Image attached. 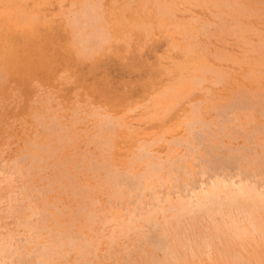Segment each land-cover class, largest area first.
Returning a JSON list of instances; mask_svg holds the SVG:
<instances>
[{"label":"rangeland","instance_id":"1","mask_svg":"<svg viewBox=\"0 0 264 264\" xmlns=\"http://www.w3.org/2000/svg\"><path fill=\"white\" fill-rule=\"evenodd\" d=\"M81 1L86 0H0V236L13 239L11 252L16 253V260L10 264L38 263V248L49 243L61 255H52V264H148V254L153 252V259H162L170 241L167 220L175 222L176 214L159 213L150 224L141 221L140 229L122 231L120 227L130 218L126 208L133 210L134 198L131 203L114 197L115 183L107 171L133 181L132 172L147 170L144 162L135 161L145 144L164 160L186 156L188 165H197L201 161H194L180 140L192 139L188 122L193 119L213 123L210 131L218 132L224 116L235 118L237 112L238 119L228 125L233 136L217 140L232 149L213 150L212 157L202 159L203 165L211 169L210 176L217 169L215 173L227 178L241 172L243 177L254 175L249 183L264 193V174L259 175L264 170V107L258 106L259 102L264 106V0H92L105 19L110 39L106 46L100 43L99 48L84 53L80 39L75 38L80 35L78 27L71 23L73 12L84 5ZM86 31L81 39L88 35ZM244 97L247 104L257 105L251 110L230 109ZM103 115L122 125L102 131ZM237 127L238 133L231 131ZM196 129L202 141L200 126ZM257 131V137L252 136ZM250 134L255 145L249 142ZM234 149L237 154L230 153ZM241 155L253 157L258 167L239 163ZM18 163L25 170L22 175L13 169ZM171 187H161L160 195L171 192L177 201L179 189L172 192ZM123 190L127 191L124 185ZM189 191V187L182 190V199L192 195ZM233 201L234 196H222L214 203ZM248 204L235 203L233 217H246ZM204 210L195 207L193 218L181 220L179 254L185 259L172 263L264 264V234L239 238L230 233L233 226L250 228L249 222L222 224V239L201 251L217 233ZM257 211L264 230V207ZM31 223L45 226L33 246L28 245L27 225ZM48 227L53 228L52 234ZM67 231L91 245L86 259L80 248L70 249L69 254L62 251L60 242ZM22 245L27 252L16 251Z\"/></svg>","mask_w":264,"mask_h":264},{"label":"bare ground","instance_id":"2","mask_svg":"<svg viewBox=\"0 0 264 264\" xmlns=\"http://www.w3.org/2000/svg\"><path fill=\"white\" fill-rule=\"evenodd\" d=\"M132 1V0H131ZM166 1V0H165ZM82 2V1H81ZM97 2V1H96ZM100 2H102L100 0ZM99 2V3H100ZM227 2V1H226ZM226 2L224 3L226 6ZM235 2V1H234ZM83 3V2H82ZM167 3V2H166ZM229 3V2H228ZM83 7L81 6V10H76L78 12L75 11V13L73 12V15L71 17V23L75 26L78 27V34L81 35L83 30H89V33L87 36H85V39H81L80 35H77V37L75 36V38L80 39V45L82 47V51L83 53L86 51H94L96 48H99V44L100 43H104L107 42L110 38L108 37L106 30H105V22L102 17V15L99 13V7H97L98 4H96L95 2H93L92 0H86L83 3ZM101 4V3H100ZM168 4V3H167ZM82 5V4H81ZM240 5V4H239ZM60 6V5H59ZM224 6V7H225ZM242 6V5H241ZM227 7V6H226ZM230 7V6H229ZM243 7V6H242ZM79 9V8H78ZM102 9V8H101ZM127 9V8H126ZM166 9V8H165ZM7 10V9H6ZM104 10V9H103ZM163 10V9H162ZM170 11V10H169ZM172 11V10H171ZM20 12V11H19ZM72 13V12H71ZM161 13V12H160ZM164 13V10L163 12ZM167 14V12H165ZM170 13V12H169ZM223 13V12H222ZM245 14V12H243ZM103 14V13H102ZM104 15V14H103ZM234 15V14H233ZM14 16V15H13ZM13 18V17H12ZM32 18V17H31ZM216 18V17H215ZM19 19V18H18ZM165 20V19H164ZM193 21V20H192ZM24 22V21H22ZM165 22V21H164ZM71 25V24H70ZM69 25V27H71ZM108 25V24H106ZM75 26L73 28H75ZM203 26V25H202ZM208 26V25H207ZM210 26V25H209ZM76 27V28H77ZM141 27V26H140ZM144 27V26H143ZM204 27V26H203ZM177 28V27H176ZM205 28V27H204ZM203 28V29H204ZM237 28V27H236ZM76 30V29H74ZM201 30V29H200ZM85 32V33H86ZM108 32V31H107ZM75 33V32H74ZM84 33V32H83ZM205 33V32H204ZM206 34V33H205ZM208 35V34H207ZM79 36V37H78ZM74 38V39H75ZM190 40V39H189ZM108 44V43H107ZM193 45V44H192ZM106 46V45H105ZM104 46V47H105ZM201 46V45H200ZM197 47V46H195ZM190 48V47H189ZM202 48V47H201ZM206 48V47H205ZM100 50V49H97ZM80 51V50H79ZM193 52V51H192ZM92 53V52H89ZM88 53V54H89ZM80 55V54H79ZM89 56V55H88ZM246 60V59H245ZM202 62V61H201ZM6 63V62H5ZM205 66V64H204ZM201 67V66H200ZM3 68V67H2ZM203 69V68H202ZM214 70V69H213ZM208 71V70H207ZM206 72V71H204ZM1 73V72H0ZM193 73V72H192ZM207 73V72H206ZM220 73V72H219ZM208 74V73H207ZM222 76V74H221ZM220 76V78H221ZM196 79V78H195ZM197 80V79H196ZM222 80V79H221ZM182 81V80H181ZM187 81V80H186ZM189 81V80H188ZM220 81V80H219ZM190 82V81H189ZM179 85V84H178ZM176 87V86H175ZM200 87V86H199ZM170 88V87H169ZM173 90V89H171ZM208 92V91H207ZM165 96V95H164ZM49 99V98H48ZM246 97L242 98V102L237 104V107H230L231 110H233L234 108L239 109V108H244V110H251L253 109L257 103H250L247 104V100H245ZM244 100V101H243ZM239 101V100H237ZM231 104V103H230ZM236 104V103H235ZM233 105V103H232ZM224 106V105H223ZM226 106V105H225ZM261 107H264L262 103L259 102V105ZM228 107V106H226ZM228 109V108H227ZM257 109V108H256ZM219 111V110H218ZM230 111V110H229ZM264 110H262L261 112H263ZM199 112V111H196ZM220 112V111H219ZM223 112V111H222ZM234 112V111H232ZM231 112V113H232ZM218 113V112H217ZM224 113V112H223ZM237 112L235 111V118H227L226 116H224V120L222 119L221 121V125L220 128L217 129L218 132L215 131H210L211 125H213V123L210 125L209 122H204L203 120H201L200 118L197 119H193L190 122H188V125L191 126L189 127V129L192 132V139L191 140H183L180 139L181 141H183L188 149V153L189 155L194 158V161L196 160H200L201 162L196 164H193L191 167V165H188V158L186 156H182L180 159H177L175 161L174 158H167V159H163L161 156L157 155V154H153L156 153L154 152L152 149H148L150 147V144H145L144 148L141 149V154H139V156H137L135 159V161H140V162H144L145 163V167H147V170L139 173L137 170H135V172H132V174L130 176H132L133 181L129 180V179H121V177L123 176H117L115 175L114 172L112 171H107V176L112 180V182L114 181V197L117 196L120 200H129V202L133 201L134 206L132 204V206L134 207L133 210H130L129 208H126L127 212L129 213V219L127 220V222L125 223V225L123 227H120V229H122V231H126V233H130L131 231L140 229V222L143 221L145 223L150 224L153 218H156V216L159 213H167L168 211H172L174 212V214H176V220L175 222H169V220H167L168 223V231H166V233L168 232L169 236H170V241L167 243V245L165 246V254L164 257L162 259H153L151 256L153 255V253H146L148 254V259L146 260L148 264H174L172 263V261L174 262H178L180 263L181 258H183L182 255L179 254V248L182 247V239H181V230L183 227V223L182 219H184L186 216H189L190 218L192 217V214L194 212V208H200V209H206L207 207L209 208L210 205H212L210 210H207L204 212V215L209 216V218L214 222L215 226H214V230L217 232L216 234L214 233L213 235H211V238L209 241L205 242V245L200 247L201 251L202 249H210L214 240L215 239H222V235L220 234V227L222 224H227L229 225H235L237 224H244L245 222H249L250 223V228L246 225H243L245 227L241 228V227H235L233 226V229L231 230V227L229 228L230 233H232L233 235L236 236H241V235H248V234H253L255 233H260V235L264 234V230H262L259 226L258 220L259 217H261V215L258 217L257 214H259V212L257 211V209L259 210L262 206L264 207V193H260L259 192V187L254 184L251 185L249 183V178H251L252 176L255 177L254 175L248 177L247 174H245V177H243L241 174L239 175H233L230 174L231 176H229L227 178V176H221L218 173H215L217 171H220V169L216 170L215 172L210 173L208 175V169L204 167L203 165V161H204V157L206 156L208 158V156L210 157L212 155V151L219 149L224 147V149L229 150V148L227 146H230L229 144H225L224 141H222L221 143L218 142L222 139V137H225V135L229 134V128L228 125L234 121H236L238 119V114H236ZM227 114V113H226ZM233 114V113H232ZM262 114V113H260ZM99 115V114H98ZM197 114H195L196 116ZM199 115V113H198ZM240 115V114H239ZM53 116V115H52ZM233 116V115H232ZM104 117V115H103ZM199 117V116H198ZM223 117V116H221ZM230 117V116H228ZM105 125L102 126V131L105 129H109L111 131H114V127L117 125H122L120 123H117L114 121V119H112L111 116H106L104 117ZM186 121V120H185ZM219 121V124H220ZM58 122V121H57ZM211 122V121H210ZM53 123V122H52ZM51 123V124H52ZM236 123V122H235ZM61 124V123H60ZM57 125V124H56ZM243 125V124H242ZM113 126V127H112ZM124 126V125H123ZM196 126H200V130L202 131V133H200L202 136V141H201V137L198 139L197 138V134L195 135ZM215 126V124H214ZM120 127V126H119ZM128 127V126H127ZM236 127V125H235ZM239 129L241 128V130L244 128L239 126ZM238 127L235 128L234 130L231 131H237L238 133ZM59 126L56 128L58 129ZM233 128V127H232ZM255 128V127H254ZM257 128V127H256ZM51 129V128H50ZM48 129L47 131L49 132ZM231 129V128H230ZM258 129V128H257ZM256 129V130H257ZM61 130V129H60ZM188 130V129H187ZM52 131V130H51ZM57 131V130H56ZM110 131V132H111ZM240 131V130H239ZM262 131V130H261ZM47 132V133H48ZM61 132V131H60ZM56 133V132H54ZM102 133V132H101ZM231 133V132H230ZM235 133V132H234ZM251 133V132H250ZM260 133L259 131H257V133H252V136L257 137V134ZM113 134V132H112ZM58 136V134H57ZM229 136H233L232 134H229L227 137ZM247 138V135L246 137ZM54 139V138H53ZM69 139V138H68ZM162 139V138H161ZM185 139V138H184ZM208 139L210 141H208ZM233 139V138H232ZM249 142L254 143L255 145V138L251 137V134L249 136ZM218 140V141H217ZM223 140V139H222ZM235 140V139H234ZM153 141V140H152ZM217 141V143H220L219 145L215 144ZM237 141V140H236ZM49 142V141H48ZM93 142V141H92ZM66 143V142H65ZM210 143V144H209ZM251 143V144H252ZM48 144V143H47ZM154 144V143H153ZM175 145H181L180 141H174ZM44 145V144H43ZM98 145V144H97ZM109 145V144H108ZM200 145H204L203 149L200 148ZM208 146L206 148V146ZM215 145V146H213ZM253 146V145H252ZM261 146V145H260ZM263 146V145H262ZM41 147V146H40ZM47 147V146H45ZM44 147V148H45ZM106 147V146H105ZM211 147V148H209ZM232 147V145H231ZM39 147H37L36 149H38ZM43 148V147H42ZM40 148V149H42ZM51 148V147H50ZM100 148V147H99ZM240 148V147H239ZM208 149V150H207ZM232 149V148H230ZM246 149V148H245ZM55 150V149H54ZM137 150V149H136ZM201 150H205L203 153H200ZM235 151L231 150L230 153H236V149H234ZM32 151V150H31ZM46 151V150H45ZM44 151V152H45ZM56 151V150H55ZM102 151V150H101ZM138 151V150H137ZM172 151V150H171ZM237 151H239V149H237ZM36 152V151H35ZM42 152V150H41ZM48 151H46L47 153ZM51 152V151H50ZM139 152V151H138ZM226 152V151H225ZM256 151H254L253 153L255 154ZM38 153V152H37ZM45 153V154H46ZM152 153V154H151ZM222 153V152H221ZM252 153V154H253ZM257 153V152H256ZM33 154V153H31ZM54 154V153H53ZM214 154V153H213ZM229 154V153H228ZM251 154V155H252ZM253 154V155H254ZM259 154V153H258ZM52 155V154H51ZM216 155V154H214ZM232 155V154H231ZM257 155V154H256ZM30 157L33 155H29ZM41 156H44L43 154H41ZM50 156V155H49ZM95 156V155H94ZM218 156V155H217ZM230 156V155H229ZM32 157L30 159H32ZM46 157V156H45ZM205 157V158H206ZM212 157V156H211ZM224 157V156H222ZM241 159H239V163L241 162V164H245L247 165V167H249L250 165L256 166L258 167V163L257 160L256 162H252V158L250 159V157L245 158L246 155L242 156L241 155ZM256 157V156H255ZM178 158V157H177ZM25 159V157L23 158ZM29 159V160H30ZM39 159V158H38ZM48 159V158H47ZM203 159V161H202ZM249 159V160H247ZM259 159V158H258ZM28 160V159H27ZM44 160V159H43ZM72 160V159H71ZM246 160V161H245ZM254 160V159H253ZM262 160V159H261ZM24 161V160H23ZM134 161V162H135ZM264 161V160H263ZM30 162V161H29ZM34 161H32L33 163ZM216 162V161H215ZM223 162V161H222ZM260 162V160L258 161ZM38 163V162H37ZM221 163V162H220ZM22 164V161H21ZM20 163H18L17 165L14 166L13 169H15V171L18 174H23V172L25 171L24 168L22 167ZM108 164V163H107ZM132 164V162H131ZM192 164V163H191ZM196 165V166H194ZM33 166V165H32ZM59 166V165H58ZM64 166V165H63ZM90 166V165H89ZM199 166V167H197ZM220 166V165H219ZM27 167V166H26ZM65 167V166H64ZM114 167V166H113ZM246 167V168H247ZM55 168V167H54ZM94 168V170H96L97 168ZM141 168V167H140ZM198 170H196V169ZM26 169V168H25ZM228 169V168H227ZM230 169V168H229ZM75 170V169H74ZM113 170V169H111ZM226 169L225 168H221V171L224 175H226ZM257 172H259V170L257 168ZM137 171V172H136ZM211 171V169H210ZM209 171V172H210ZM245 173L246 171L243 170ZM264 171L263 168L261 170V172ZM66 172V171H65ZM69 171H67L66 173H68ZM259 172V175H263L264 172ZM13 173V170H12ZM65 173V174H66ZM128 175V173H126ZM164 174V175H163ZM221 174V173H220ZM228 174V172H227ZM236 174V173H235ZM255 174V173H254ZM258 174V173H257ZM182 175V176H181ZM209 177H208V176ZM244 175V173H243ZM247 175V176H246ZM38 176V175H37ZM67 176V175H66ZM198 176H200L199 178H197ZM69 176H67L68 178ZM127 177V176H126ZM184 177V178H183ZM206 177L208 178V180L206 179ZM257 177V176H256ZM124 178V177H123ZM183 178V189H187L188 187L190 188L189 194L190 192H192V195L189 198H185L182 199V190H180V188L178 186H182L181 184L178 185V183L181 181V179ZM199 179V182H197L195 179ZM205 178V179H204ZM242 178H244L246 181H243ZM6 179V178H5ZM73 179V178H72ZM237 179H239L238 181H236ZM63 181V180H62ZM69 181V179H68ZM73 182V181H72ZM261 182V181H260ZM70 183V182H69ZM74 183V182H73ZM182 183V181H181ZM172 184L174 186L171 187L172 188V192L173 189L175 191L179 189V191H175V194H177L179 197L177 199V201H174L172 199V193H167V196H163L161 197L160 195V188L161 187H166L167 185ZM69 185V184H68ZM123 185L124 187H126L127 191L125 192L123 190ZM72 186V185H71ZM70 186V187H71ZM112 186V185H111ZM264 186V185H263ZM74 187V186H73ZM77 187V186H76ZM236 187V189L234 188ZM67 188V187H66ZM168 188V189H171ZM182 188V187H181ZM72 189V187H71ZM75 191V190H74ZM81 192V191H80ZM181 192V193H180ZM188 192V190H187ZM186 192V193H187ZM235 192V193H234ZM150 193V200H146L145 196L147 197V194ZM234 193V195H233ZM166 194V193H165ZM187 195V194H186ZM185 196V195H184ZM222 196L225 197H229V196H234V201L231 203H228L226 205L225 202H218V203H214L216 201L217 198H222ZM79 197V196H78ZM188 197V195L186 196ZM132 198H134V200H131ZM240 199V200H239ZM88 200V199H87ZM122 200V201H123ZM131 200V201H130ZM193 200H195V204H193ZM123 201V202H124ZM242 201L246 202V201H250V204H248V209L249 211L246 212L247 215L246 217H242L240 216L239 218L236 217V219L233 217L235 214V210L237 209L236 206H234L235 203L238 204V206L242 205ZM2 202V201H1ZM126 203V202H125ZM132 203V202H131ZM127 204V203H126ZM167 204V208H165L163 205ZM259 204H262L261 207ZM149 205V209L145 208ZM236 208V209H235ZM50 209V208H49ZM12 210V209H11ZM57 210V209H55ZM83 209H81L82 211ZM86 210V209H85ZM88 210V209H87ZM58 211V210H57ZM20 213V212H18ZM127 213V214H128ZM46 214V213H45ZM88 214V213H87ZM91 215V213H89ZM44 215V214H43ZM163 216V215H162ZM199 216V215H198ZM218 216H222V222L221 221H217V217ZM239 216V215H238ZM173 217V216H172ZM188 217V218H189ZM224 217H226L227 219L225 220ZM189 218V219H190ZM11 219V218H10ZM45 219V218H44ZM83 219V218H82ZM92 219V218H91ZM186 219V218H185ZM41 220V219H40ZM182 220V221H181ZM231 221V222H230ZM45 222V221H44ZM155 221L153 220V223ZM241 222V223H240ZM195 223V222H194ZM106 224V223H105ZM190 224V223H189ZM67 225V224H66ZM154 225V224H153ZM155 225L156 222H155ZM188 225V224H187ZM204 225V224H203ZM213 225V224H212ZM249 225V224H248ZM149 226V225H148ZM151 226V225H150ZM149 226V227H150ZM208 226H210V224H208ZM44 224L41 225V228L36 227L35 224L31 223L29 225H27L28 228V232L29 233V240H28V245H31L32 243H34V241L37 243L38 240H40L39 238H41L40 236V231L42 229H44ZM70 227V226H69ZM198 227V226H197ZM203 227V226H202ZM73 228V227H72ZM191 228V227H190ZM48 229H50V227H48ZM45 230V229H44ZM51 234L53 231V228L51 227L50 229ZM161 230V229H160ZM205 230V229H204ZM70 232V231H69ZM192 233V232H191ZM56 235V234H55ZM61 235V234H60ZM63 235V234H62ZM75 235V234H74ZM129 235V234H128ZM185 235V234H184ZM49 236V235H48ZM72 237V235H70V233L67 234L62 237L65 238L64 241L60 242L61 246H62V251H66L68 254L71 250H75L77 248H80L81 250H83V256L85 257V259L90 255V252L88 251L90 246L89 243H87L85 240L80 239L79 237ZM183 237V236H182ZM185 237V236H184ZM190 237V236H189ZM255 237V236H254ZM146 238V237H145ZM197 238V237H196ZM240 238V237H239ZM256 238V237H255ZM61 239V237H60ZM191 239V238H190ZM196 240V239H195ZM158 241V239H157ZM193 241V240H192ZM13 239L11 237V235H9V237H1L0 236V264H9L12 262V259H15V252H11L12 243ZM113 242V241H112ZM159 242V241H158ZM166 242V241H165ZM204 242V241H203ZM52 243V242H51ZM151 243V242H150ZM54 244V243H53ZM53 244H47L45 246L44 249H42L41 247L38 248V257L37 261L38 263L36 264H52L53 263V259H52V255H57V252H55L56 247L53 246ZM59 244V243H58ZM149 244V243H148ZM152 244V243H151ZM155 244V243H154ZM21 245V244H20ZM157 245V244H155ZM184 245V244H183ZM202 245V244H200ZM33 246V245H31ZM41 246V245H40ZM151 246V245H150ZM187 246V245H186ZM21 247V246H20ZM19 246L16 248V251H28L27 248H25L22 245V248H20ZM34 247L37 249L38 244L34 245ZM156 247V248H160ZM197 247V246H196ZM199 247V246H198ZM67 248H69L68 250H66ZM163 248V247H162ZM184 248V246H183ZM164 249V248H163ZM181 249V248H180ZM157 250V249H156ZM193 250V249H192ZM198 251V250H197ZM205 252V251H204ZM20 253V252H18ZM66 253V255H68ZM182 253V252H181ZM206 253V252H205ZM81 254V253H80ZM92 255L93 252L91 253ZM162 254V253H161ZM10 255V257H8ZM18 255V254H17ZM184 255V254H183ZM208 255V254H207ZM235 255V254H234ZM57 256H61V255H57ZM65 256V255H64ZM182 256V257H181ZM29 257V256H28ZM95 257V256H94ZM151 257V258H150ZM27 258V257H26ZM54 258V257H53ZM61 258V257H59ZM63 258V257H62ZM222 258V257H221ZM226 258V257H225ZM219 259V258H218ZM217 259V260H218ZM16 260V259H15ZM23 260V258H22ZM222 260V259H221ZM240 260V259H239ZM36 261V260H35ZM85 261V260H84ZM141 261V259H140ZM185 261V260H184ZM14 262V261H13ZM216 262V261H215ZM20 263V262H19ZM68 264V263H67Z\"/></svg>","mask_w":264,"mask_h":264}]
</instances>
